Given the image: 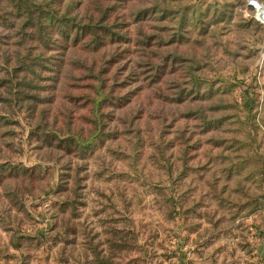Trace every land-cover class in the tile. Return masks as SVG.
Returning <instances> with one entry per match:
<instances>
[{"label": "rangeland", "instance_id": "374dc122", "mask_svg": "<svg viewBox=\"0 0 264 264\" xmlns=\"http://www.w3.org/2000/svg\"><path fill=\"white\" fill-rule=\"evenodd\" d=\"M263 231L249 0H0V264H264Z\"/></svg>", "mask_w": 264, "mask_h": 264}, {"label": "built area", "instance_id": "2783aa9c", "mask_svg": "<svg viewBox=\"0 0 264 264\" xmlns=\"http://www.w3.org/2000/svg\"><path fill=\"white\" fill-rule=\"evenodd\" d=\"M249 5L255 9L256 19L264 23V7L260 0H249ZM262 244L264 245V231L262 234Z\"/></svg>", "mask_w": 264, "mask_h": 264}, {"label": "water", "instance_id": "95a60500", "mask_svg": "<svg viewBox=\"0 0 264 264\" xmlns=\"http://www.w3.org/2000/svg\"><path fill=\"white\" fill-rule=\"evenodd\" d=\"M260 2H261V4L263 5V7H264V0H260Z\"/></svg>", "mask_w": 264, "mask_h": 264}]
</instances>
